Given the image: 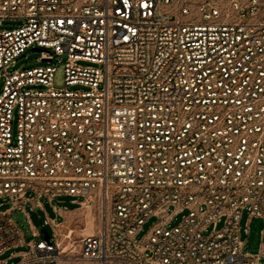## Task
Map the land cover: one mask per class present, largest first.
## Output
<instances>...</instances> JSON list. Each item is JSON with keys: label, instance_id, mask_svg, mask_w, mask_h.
Instances as JSON below:
<instances>
[{"label": "built area", "instance_id": "built-area-1", "mask_svg": "<svg viewBox=\"0 0 264 264\" xmlns=\"http://www.w3.org/2000/svg\"><path fill=\"white\" fill-rule=\"evenodd\" d=\"M5 19L21 23L0 27V256L264 264L240 235L243 209L264 217V0H0ZM29 47L64 60L63 86L56 64L11 69ZM58 195L94 214L79 248L64 220L27 240L13 217Z\"/></svg>", "mask_w": 264, "mask_h": 264}, {"label": "rangeland", "instance_id": "rangeland-1", "mask_svg": "<svg viewBox=\"0 0 264 264\" xmlns=\"http://www.w3.org/2000/svg\"><path fill=\"white\" fill-rule=\"evenodd\" d=\"M21 23V20L17 19H5L0 25L2 28H10L17 26ZM41 51L37 49L27 48L23 53H21L17 58L15 64L11 66V69L22 67H33L38 65L46 64H56L57 71L54 77V83L56 86H63L65 80V63L64 60H59V56L50 62L40 60ZM83 64H93L101 66L98 63H92L89 61H80ZM4 83V77H0V89ZM83 197H80L82 199ZM41 201L44 205L33 207L31 202H26L20 207H16L13 210V217L17 224L21 227L27 240L39 239L44 237V232L41 235H35L33 233V225L42 231V227H46L51 233H53V226L51 223L47 222L48 218H56L58 220H63L64 216L56 211L54 205L59 209L71 210L68 215L65 216L63 224L66 227H75L76 231L73 234V244L76 248H79V239L84 235V227L88 223L87 220L91 219V215L85 214L84 209L80 208L79 202H73V196L71 195H58L54 197L51 201L47 197H42ZM13 205V201L9 200L8 197L0 198V209H5ZM170 212H173V206L169 208ZM87 215V216H86ZM183 212L177 213L169 221V226L176 225L182 219ZM95 220V219H94ZM159 220L158 216H150L146 222L143 224L142 228L137 232L136 237L142 239L146 237L151 228ZM95 223V222H94ZM222 221L218 223V227H221ZM240 235L241 240L244 242V250H250L252 252H257L264 243V217L261 216H250L247 208L243 209L242 216L240 220ZM84 226V227H83ZM95 226V225H94ZM249 226V232L246 231V227ZM83 227V228H82ZM213 225L209 226L208 233L212 230ZM29 248L28 244L12 247L6 250L0 256V264H13L22 258V255L13 256V252L22 251ZM7 259L5 262L4 260ZM70 264H93L86 261H76Z\"/></svg>", "mask_w": 264, "mask_h": 264}, {"label": "bare ground", "instance_id": "bare-ground-1", "mask_svg": "<svg viewBox=\"0 0 264 264\" xmlns=\"http://www.w3.org/2000/svg\"><path fill=\"white\" fill-rule=\"evenodd\" d=\"M84 212H85V214H90L91 215V219H89V220H87L88 221V223L86 224V226L84 227V229H85V231H86V229H90L89 231H91V230H93V228H94V225H95V221H94V214H93V212L91 211V209H85L84 210ZM87 216V215H86ZM82 227V228H83ZM88 231V230H87ZM86 231V232H87Z\"/></svg>", "mask_w": 264, "mask_h": 264}, {"label": "crops", "instance_id": "crops-1", "mask_svg": "<svg viewBox=\"0 0 264 264\" xmlns=\"http://www.w3.org/2000/svg\"><path fill=\"white\" fill-rule=\"evenodd\" d=\"M69 211H71V210H67V209H64V208H62L61 209V213L63 214V216H64V218H63V220L65 219V216L66 215H68V212ZM88 230V231H87ZM90 229H86V231H84V234H87V233H89V232H92V231H94V228H93V230H91V231H89ZM23 251V250H22ZM22 251H16V252H13V256H15V255H22ZM5 261V260H4Z\"/></svg>", "mask_w": 264, "mask_h": 264}, {"label": "water", "instance_id": "water-1", "mask_svg": "<svg viewBox=\"0 0 264 264\" xmlns=\"http://www.w3.org/2000/svg\"><path fill=\"white\" fill-rule=\"evenodd\" d=\"M35 49H39V48H35ZM42 231L44 232V235L47 239L50 238V232L46 227H42Z\"/></svg>", "mask_w": 264, "mask_h": 264}]
</instances>
